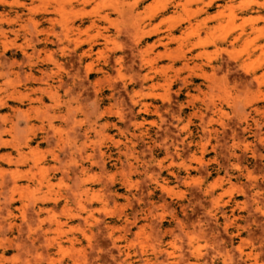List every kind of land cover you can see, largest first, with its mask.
I'll return each instance as SVG.
<instances>
[{"label": "rangeland", "instance_id": "obj_1", "mask_svg": "<svg viewBox=\"0 0 264 264\" xmlns=\"http://www.w3.org/2000/svg\"><path fill=\"white\" fill-rule=\"evenodd\" d=\"M0 136V264H264V0H0Z\"/></svg>", "mask_w": 264, "mask_h": 264}, {"label": "bare ground", "instance_id": "obj_2", "mask_svg": "<svg viewBox=\"0 0 264 264\" xmlns=\"http://www.w3.org/2000/svg\"><path fill=\"white\" fill-rule=\"evenodd\" d=\"M240 35H241V34H240ZM237 39H238V38H237ZM0 142H2V141H1V136H0Z\"/></svg>", "mask_w": 264, "mask_h": 264}]
</instances>
